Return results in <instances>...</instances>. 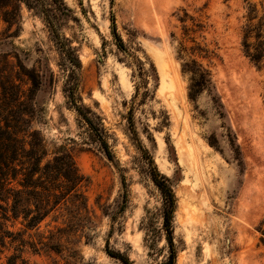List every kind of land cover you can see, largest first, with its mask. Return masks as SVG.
<instances>
[{
	"label": "rangeland",
	"instance_id": "1",
	"mask_svg": "<svg viewBox=\"0 0 264 264\" xmlns=\"http://www.w3.org/2000/svg\"><path fill=\"white\" fill-rule=\"evenodd\" d=\"M63 1L70 13L60 18L59 34L81 64L75 106L101 124L113 157L107 158L66 99L67 74L42 17L22 4L18 24L0 19V81L18 86L35 106L33 128L48 150L62 146L72 154L86 178L82 191L93 222L92 228L63 237L60 253L26 248L22 264H123L108 256L106 246L130 264L165 262L163 199L149 175L148 158L169 180L176 199L175 264H264L259 231L264 230V62L257 68L242 50L247 2ZM250 4L263 15L264 0ZM183 12L204 26L191 36L215 52L202 62L211 71L224 120L207 94L195 103L188 99V81L176 57ZM26 73L34 76V86ZM211 138L216 148L208 144ZM62 219L57 213L43 222L44 237ZM13 253L5 251L1 264Z\"/></svg>",
	"mask_w": 264,
	"mask_h": 264
},
{
	"label": "trees",
	"instance_id": "2",
	"mask_svg": "<svg viewBox=\"0 0 264 264\" xmlns=\"http://www.w3.org/2000/svg\"><path fill=\"white\" fill-rule=\"evenodd\" d=\"M243 1L248 4V13L242 32V50L251 63L257 68H262L264 13L259 17L256 5L250 4L251 0ZM22 4L41 16L49 28L62 58L63 71L67 74L64 95L87 124L93 140L111 160L113 155L101 124L87 115L90 111L75 106L77 77L81 64L68 40L59 34V20L68 16L70 10L63 0H0V19L10 26L18 24ZM178 20L182 24L183 38L178 43L176 57L180 62L181 74L188 81V99L195 103L202 94H207L217 116L224 120L225 113L215 91L211 71L209 66L202 62L210 61L215 57V52L202 46L191 36L201 32L204 26L200 22L194 23L186 12H183V16ZM187 20L192 21V27L187 26ZM255 20L256 23H253ZM111 22L112 31L116 35L113 16ZM186 41L192 45L187 46ZM119 47H122L121 43ZM27 73L24 75L33 85L34 76ZM32 87L28 89L30 93ZM23 97L25 92L18 86L10 81H0V264L2 255L10 249L14 253L7 257L6 264H22V254L26 248L34 253H60L59 242L63 237L66 239L68 235L93 227L87 200L82 191L86 178L79 172L68 149L61 146L54 148V152L48 150L40 132L33 128L35 106H30L28 99ZM207 141L211 147L216 148L214 138ZM233 152L235 160L239 161L241 166L239 149L236 147ZM148 165L151 180L163 199L162 220L169 256L162 264H175L172 220L176 199L169 180L157 171L151 158H148ZM57 213L61 214L62 223L49 229L45 238L44 233L40 231L41 224L48 218L54 219ZM17 225L20 228L14 230ZM259 231L264 241V230ZM26 235L28 239L24 238ZM33 236L39 238L38 242H33ZM44 238L47 241H43ZM106 253L123 264H130L127 257L112 252L108 246Z\"/></svg>",
	"mask_w": 264,
	"mask_h": 264
}]
</instances>
